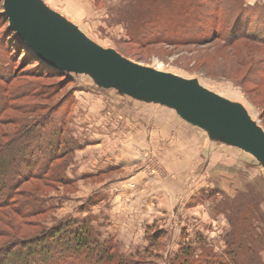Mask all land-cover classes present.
<instances>
[{"label":"rangeland","instance_id":"obj_1","mask_svg":"<svg viewBox=\"0 0 264 264\" xmlns=\"http://www.w3.org/2000/svg\"><path fill=\"white\" fill-rule=\"evenodd\" d=\"M41 1L99 46L140 65L198 80L239 103L264 128V44L247 38L232 45L225 41L236 25L237 34L264 37V0ZM3 2L0 72L8 69L14 79L6 84L0 78V89L27 96L0 103V157L18 128L48 113L50 122L38 119L35 125L41 127L24 144L34 152L37 167L56 160L44 178L30 179L16 196L37 209L25 208L21 215L0 210V231L9 238L28 237L82 221L116 255L103 264H178L182 250L191 253L189 264L207 256L230 261L231 245L242 238L251 248L242 261L264 264L263 165L162 104L102 88L88 75L55 70L48 76L10 27ZM153 3L166 15L156 25L169 35L177 30L173 41L142 43L132 37V19L156 15V8L150 11ZM213 32L220 38L188 39ZM9 33L24 43L20 50L7 48ZM96 190L98 197H90ZM70 247L64 255L57 248L47 264H96L84 250L77 254L75 244Z\"/></svg>","mask_w":264,"mask_h":264},{"label":"water","instance_id":"obj_2","mask_svg":"<svg viewBox=\"0 0 264 264\" xmlns=\"http://www.w3.org/2000/svg\"><path fill=\"white\" fill-rule=\"evenodd\" d=\"M3 1L12 30L50 68L88 75L102 88L162 104L187 123L251 154L264 167V129L241 105L198 80L140 65L99 46L41 0Z\"/></svg>","mask_w":264,"mask_h":264},{"label":"trees","instance_id":"obj_3","mask_svg":"<svg viewBox=\"0 0 264 264\" xmlns=\"http://www.w3.org/2000/svg\"><path fill=\"white\" fill-rule=\"evenodd\" d=\"M150 7V11H153L156 8L154 10L156 15H147L148 17L134 16L131 27L135 25V29H130L132 37L142 43H158L161 41L163 43H167L168 40L173 41L176 39V36H178L176 29L174 30V35H169L167 33L168 30L161 29L160 26L156 25L157 19L165 18L166 16L160 15V13H162V7L154 3ZM221 18L224 20L223 15H221ZM218 19L220 20V17H218ZM213 25H215V22ZM200 27L201 25L199 24V29ZM237 28V25L232 27L231 34L226 40L224 39L227 43H231L232 45L238 40L247 38L248 40L264 44V37H262V35H257V33L251 35L246 32L237 34L236 32L238 31H235ZM212 34L213 35L211 37L208 34H201L198 36L193 35L188 39L207 40L220 38L219 35H216V33L213 32ZM6 38L5 41L7 42V48L9 49H12V47L16 45V47L20 50L21 46L24 45V43L13 33H9ZM225 41L224 43H226ZM34 59L38 62L35 57ZM38 65L46 71L48 76L58 73L55 69H52L43 63H39ZM3 75L1 74L0 78H3L2 80L6 84L11 83L14 79V77H12V73L9 72L8 69L3 72ZM31 88L32 90L37 89L36 87ZM31 92L32 91H29L30 95ZM25 96H27V94H25V92H21L20 90H17L15 93L5 94V91L0 89V103H4V101L7 102L9 99H11L10 101H15L16 99ZM3 109L4 111L7 109H5V105L1 110ZM27 109H30L31 113L36 112V110L33 111L29 106ZM47 118L48 113L45 115H39L38 117V119L45 121V124L50 122L46 121L48 120ZM38 119H36L31 125H28V127L22 126L18 128L10 137L11 143H8L5 147H3V158L0 157V210L11 208L17 214L21 215L22 212L26 213V211H24L25 208H27V210L30 208H32L31 210L37 209L38 205L36 203H26L24 201L20 202L19 200L16 201V196H22V194L19 193V190L22 185L30 179L44 178L51 170V167L56 160L54 158H50L48 162L42 165V167H37L41 165L37 163L36 159H31L34 152L30 150V146L28 144H24V141L29 138V135L38 127H41L40 122L35 125ZM30 141L35 140L30 139ZM52 142L48 146H51ZM43 167L44 170H42ZM93 221L94 220H92V222ZM77 223H79L80 226L77 229H73L71 225H77ZM83 223L84 222L82 221H76L75 223H66L65 225H55L47 230L43 229L33 236L19 238L12 237L13 239L9 238L10 234L0 231V264H47L50 257L55 258L57 248L61 249L58 251V255L69 254V250L71 249L69 246L72 244H75L76 251L79 252L77 254L83 253L81 251L84 250V253H86L90 259L97 261L95 262L96 264H103L104 262L109 263L113 261L114 258H116V255H113L112 253L109 254L111 252V247L108 248V241H104V243L100 244L99 234H96L92 227L89 229L88 225H84ZM72 236H74V240L71 239ZM64 240H67V242L64 243L63 249L60 245L63 244ZM244 243L245 241L241 238L237 243H233V245H231L230 251L232 249L233 258H231L230 261H226L223 258H218L216 256H207L204 259H196L194 264L198 262V264H246L242 260L246 257L245 253H249L251 248L248 246L247 248ZM238 253L241 255H238ZM122 259L123 258L120 256V260ZM127 260H130L129 257ZM176 260L178 261V264H189L191 260V253L189 254L187 251L182 250L181 254L176 257ZM250 262V264H257L256 259L250 260ZM118 264L130 263L120 261Z\"/></svg>","mask_w":264,"mask_h":264},{"label":"crops","instance_id":"obj_4","mask_svg":"<svg viewBox=\"0 0 264 264\" xmlns=\"http://www.w3.org/2000/svg\"><path fill=\"white\" fill-rule=\"evenodd\" d=\"M97 195H98V190L93 191V192L90 194V197H92V198H97V197H98ZM95 207H96L95 205H93L92 207L90 206V210L93 211Z\"/></svg>","mask_w":264,"mask_h":264},{"label":"bare ground","instance_id":"obj_5","mask_svg":"<svg viewBox=\"0 0 264 264\" xmlns=\"http://www.w3.org/2000/svg\"><path fill=\"white\" fill-rule=\"evenodd\" d=\"M235 103V102H234ZM236 104H239V103H236ZM240 105V104H239ZM243 107V106H242ZM244 108V107H243ZM244 110H245V108H244ZM246 111V110H245ZM247 112V111H246ZM248 113V112H247ZM249 114V113H248Z\"/></svg>","mask_w":264,"mask_h":264}]
</instances>
